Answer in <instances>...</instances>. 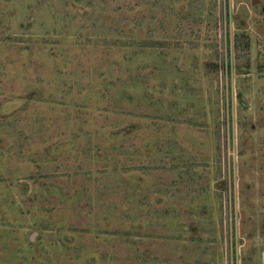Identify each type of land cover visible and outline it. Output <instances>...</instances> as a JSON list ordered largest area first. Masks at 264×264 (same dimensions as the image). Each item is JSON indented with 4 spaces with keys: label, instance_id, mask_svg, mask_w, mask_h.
<instances>
[{
    "label": "rangeland",
    "instance_id": "374dc122",
    "mask_svg": "<svg viewBox=\"0 0 264 264\" xmlns=\"http://www.w3.org/2000/svg\"><path fill=\"white\" fill-rule=\"evenodd\" d=\"M264 0H0V264H264Z\"/></svg>",
    "mask_w": 264,
    "mask_h": 264
},
{
    "label": "water",
    "instance_id": "95a60500",
    "mask_svg": "<svg viewBox=\"0 0 264 264\" xmlns=\"http://www.w3.org/2000/svg\"><path fill=\"white\" fill-rule=\"evenodd\" d=\"M262 259H263V263H264V252H263V254H262Z\"/></svg>",
    "mask_w": 264,
    "mask_h": 264
}]
</instances>
